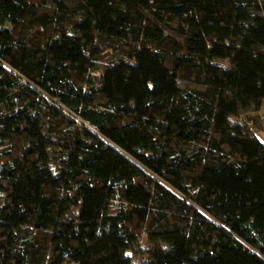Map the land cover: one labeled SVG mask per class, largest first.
<instances>
[{
	"label": "trees",
	"instance_id": "16d2710c",
	"mask_svg": "<svg viewBox=\"0 0 264 264\" xmlns=\"http://www.w3.org/2000/svg\"><path fill=\"white\" fill-rule=\"evenodd\" d=\"M263 106L264 0H0V264H264Z\"/></svg>",
	"mask_w": 264,
	"mask_h": 264
},
{
	"label": "rangeland",
	"instance_id": "374dc122",
	"mask_svg": "<svg viewBox=\"0 0 264 264\" xmlns=\"http://www.w3.org/2000/svg\"><path fill=\"white\" fill-rule=\"evenodd\" d=\"M255 114H256V113H249V114L246 115L245 117H246V118H251V116H253V115H255ZM141 239H142L143 244L145 245V250H146V251L140 253L138 260H139V261H146V260H149L151 253L148 251V248H149V247H148V245L146 244V238H145V236L142 235Z\"/></svg>",
	"mask_w": 264,
	"mask_h": 264
},
{
	"label": "crops",
	"instance_id": "0c3cea01",
	"mask_svg": "<svg viewBox=\"0 0 264 264\" xmlns=\"http://www.w3.org/2000/svg\"><path fill=\"white\" fill-rule=\"evenodd\" d=\"M257 116H261L262 117V121L264 122V106H263L261 111H259L255 115L251 116L250 119H253V118L257 117ZM256 133L259 136V138L264 142V129L256 130Z\"/></svg>",
	"mask_w": 264,
	"mask_h": 264
}]
</instances>
